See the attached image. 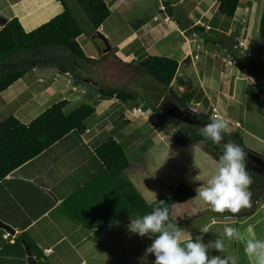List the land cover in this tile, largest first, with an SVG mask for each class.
<instances>
[{"label": "crops", "instance_id": "1", "mask_svg": "<svg viewBox=\"0 0 264 264\" xmlns=\"http://www.w3.org/2000/svg\"><path fill=\"white\" fill-rule=\"evenodd\" d=\"M104 1L110 12L94 30H98L105 37L113 53L122 60L147 53L175 58L178 62L177 70L180 71V73L176 71V76L185 81L189 80L191 82L189 88L200 87L203 96H207L209 105L211 103L216 105L212 107L216 116L232 119L230 106L226 105L224 97L220 95L218 97L214 91L225 88L228 98L233 96L234 84L228 80L229 74H235V78L240 79L244 75L251 78L253 82L247 87L259 84L260 67L259 70L252 72V75L245 69H238L233 62H227L229 58L227 53L232 58L234 55L238 57L239 54L248 53L245 44L247 36L243 25L246 9L236 6L233 15L229 17L236 20L235 24L240 25V30L235 31L228 23L225 29L220 26L225 30L222 32L224 38L216 41L214 38L218 35L210 37L208 34L210 30H207L218 26V19L222 17L216 11L215 0L206 3L197 0L186 12L183 11L186 6L180 4L185 0H173L174 7L171 9L173 16L166 17L163 12V0H151L148 7L146 1L150 0ZM136 2L137 5L139 3L141 5L135 17L130 20L124 14ZM198 2L203 5L198 6ZM238 2L239 0L237 5ZM177 4H180L183 10L180 7L176 9ZM59 9L61 6L54 7L53 0H0V14L5 18L16 17L25 30L45 21ZM142 16L146 18L141 23L132 25L136 18ZM181 16H184V21L181 20ZM80 17L83 18V15ZM195 20L198 21L194 22ZM193 24L205 28H198V34H193L190 29ZM83 35L84 29L77 36V41L82 39ZM228 39L231 44H228ZM130 42H134L137 47H127ZM136 49L139 51L135 52ZM260 52L264 51L258 49L254 55L258 57ZM258 61L264 65V59L259 58ZM200 64L201 67L202 65L205 67L199 69ZM209 72H217L215 88L209 86V83L214 81ZM189 73L196 76L197 83H193L192 78L191 81ZM21 77L0 92V106L3 103L2 95L6 91L10 90L9 94L11 92L14 94L17 87L20 91L23 90L21 87L23 83L16 85ZM37 77L41 78L39 75ZM26 82L24 81L25 84ZM172 82L179 89L183 88L182 91L186 88V85L178 84L176 79ZM244 90L246 92L245 88ZM56 98L58 99L59 95ZM52 101L38 103L42 106L46 102L38 112ZM192 101L197 107L200 106V98ZM38 112L19 119L27 121ZM95 125L87 126L79 133L67 132L0 179V220L13 227L12 232L0 227V264H27L21 237L29 243L38 264H153L154 255L149 253L145 256V249L151 244L152 238L141 237L128 230L130 217H137L128 199L129 196L127 197L128 194L121 190L117 184L118 180L115 181L107 174L105 167L93 153V147L106 138L100 129L101 125L98 123ZM241 146L243 147L242 144ZM243 148L256 155L254 151ZM137 177H141L138 172L130 171L125 174L130 183L128 188L131 186L137 190V196H141L142 193L148 194L150 184L145 179L141 181ZM114 186L121 192V196L103 194L104 189ZM184 202L172 201L167 207L170 219L173 222L177 221L178 226L183 229L185 238L195 239L204 235L200 229L208 227L211 229L207 233L208 238H220L224 241V251L219 253L214 250L210 255H235L238 257V264H249L243 252V244L229 240L224 235V227L240 228L245 238L254 236L264 239V215L260 213L259 207L254 206L253 210L243 217L216 216L209 211L200 226H189L180 223L190 214L185 210L187 206L180 207ZM4 232H8L6 237L3 236Z\"/></svg>", "mask_w": 264, "mask_h": 264}, {"label": "trees", "instance_id": "2", "mask_svg": "<svg viewBox=\"0 0 264 264\" xmlns=\"http://www.w3.org/2000/svg\"><path fill=\"white\" fill-rule=\"evenodd\" d=\"M216 11L223 16L230 17L235 11L237 0H215ZM61 10L36 26L25 30L16 17L6 18L0 25V92L11 82L24 75L34 66H56L63 72L73 75L75 79H86L95 86L98 95L104 98H114L119 102L137 105L146 100V93L141 94V87L137 82H143L147 78L154 82L156 87L150 91L156 94V100H160L166 92L175 99L174 103H165L167 113L160 112L157 101L146 104L154 111L158 121L162 124L173 123L176 130L182 123L196 125L198 130L209 120L182 109L190 100L200 98L202 90L199 87H190L191 82L176 76L178 62L175 58L161 54H142L128 61L121 60L110 48L101 51L97 57L84 54L77 41V36L83 31L79 18L67 6L65 0H59ZM86 21L95 29L108 16L110 10L104 0H75ZM173 0H163L164 16L172 15ZM146 17L136 18L133 24L141 23ZM198 28L202 25L193 24L190 29L193 34H198ZM207 29V27H206ZM258 32L264 35V9L260 11L257 24ZM207 30H211V27ZM233 49V48H232ZM54 50V51H53ZM19 55L16 59L4 62L5 59ZM49 55L50 59H39L41 55ZM51 56L58 60L52 61ZM66 61H63V58ZM185 58V57H184ZM236 66L240 70H247L252 74L251 66L246 67L240 59L234 55ZM66 62L67 64H65ZM80 72V73H79ZM127 77H124L125 75ZM134 75H137L134 77ZM253 75V74H252ZM139 79V80H138ZM176 79L178 84L186 85L179 93L171 87V80ZM144 85V84H143ZM141 84V86H143ZM145 87V85L143 86ZM254 88H246L248 97L257 104L264 106L260 101L259 93ZM147 89V88H146ZM68 100L65 97L53 100L40 112L27 121H22L13 114H9L0 120V179L9 171L23 162L34 157L69 131L79 133L88 125L87 123L95 114L94 106L88 102L80 101L67 107ZM76 103V102H75ZM172 115V117H171ZM128 121L127 118L124 119ZM201 140L210 155L218 161L223 152V142L213 144L205 139L199 131L185 137H179V142H195ZM229 139L225 136V141ZM248 161L255 164V171L249 174L252 183L248 191L251 192L250 207L242 208L239 213L229 212L210 213L216 216L234 215L243 217L248 215L254 207L258 197L264 199V160L245 151ZM93 153L105 167L109 176L115 178L128 165L122 140H117L111 135L93 147ZM116 179V178H115ZM127 178L118 180V185L125 192L136 216H142L151 210L153 201H164L166 206L172 201L184 202L193 196V190L189 186L178 183L169 195H159L157 198L143 202L142 197L137 196V190L129 186Z\"/></svg>", "mask_w": 264, "mask_h": 264}, {"label": "rangeland", "instance_id": "3", "mask_svg": "<svg viewBox=\"0 0 264 264\" xmlns=\"http://www.w3.org/2000/svg\"><path fill=\"white\" fill-rule=\"evenodd\" d=\"M65 1L71 11L77 16V18H79L82 28L84 29L83 38L78 40L83 52L86 55L93 54V56H98L97 53L101 52L102 48L105 47V37L100 32L96 33V30H94L85 20V16L80 11L75 0ZM196 1L197 0H185L183 4L182 2L180 4L183 7L186 6V8L183 10L180 4H177L176 9L180 7L184 12H186ZM199 1L206 3L210 0ZM146 2L148 7L151 4V0ZM197 4L198 6L203 5L201 2H198ZM140 5L141 3L137 5L136 2L134 6L130 7L125 12L124 16L128 17L130 20L133 19L140 8ZM53 6H61L59 0H53ZM213 6L209 9L212 10ZM236 6L246 9V19L243 25L245 26L244 31L247 36L245 44L248 49L247 55L239 54L238 58L244 66H251L253 72H255L256 69L259 70L258 67L261 68L258 72L260 75V82L257 85L254 84L255 86L253 87H256L254 89L258 91L259 97L261 98L260 101L262 102L264 101V65H262L263 63H260L258 59H264V52L259 53V58L257 55H254V52L258 49H262L264 51V35L260 34L257 29L260 11L264 9V0H239L238 5ZM60 10L61 9H59V11ZM129 13L131 16H129ZM81 15H83V18L80 17ZM180 18L182 21L185 19L184 16H181ZM220 18L221 19H218L217 22L219 25L213 26L212 30L208 31L210 37L214 38V36L218 35L217 38H214L216 41H218V39L223 40L224 36H222V32H225L223 29H225L227 23L233 29L235 28V31L240 30V25L235 24L236 20L229 19V17L223 15L222 17L220 16ZM197 21L198 20H195L194 22ZM220 26L224 28L221 29ZM236 33L238 34V32ZM228 44H231L230 41ZM127 47L135 48L137 45L134 42H130ZM136 51L139 50L136 49L135 52ZM139 55L140 54H138V56ZM18 56L19 55L14 54V57L5 59L4 62L6 63V61H10L13 58L16 59ZM44 58L50 59V56L48 54H43L39 57V59ZM61 59L66 61L65 57ZM51 60L54 62L58 60V58L56 57V59H54V57L51 56ZM128 60L125 59L123 61ZM64 63L67 64L66 62ZM201 64L199 65V69H203L205 67L203 65L201 67ZM177 73H180L179 69L177 70ZM209 73L214 80L209 83V86L215 88L217 72ZM38 75L41 76L42 79L37 77ZM127 76L128 75L126 74L124 77ZM135 76L137 75H134V77ZM188 76L190 79H193V83H197L196 76L194 74L189 73ZM172 80L170 82L171 87L178 93L182 91L181 89L183 88L179 89L176 84L172 82ZM228 80H231L234 84V93L231 98H228L225 88L222 90L220 88L218 91L214 89V91L217 92L218 97L219 95L224 97L225 103L227 106H230L229 110L232 113V119L224 116V118L229 122V127L232 132L231 135L226 134L225 136L229 139V141H234L238 144H240L241 141L243 147L254 151L257 157L262 159L264 157V106L252 101L244 90V88H248L247 86H249L253 80L251 78L249 79V77L245 75L241 79L235 78V74H229ZM24 81H27L26 84ZM22 83L25 84V87ZM19 84H22V91H20L18 87H15L16 89L14 90V94L12 92L9 94L10 90H8L2 95L3 105L1 104L0 106V120L9 114H13L18 118L29 117L38 112V110L46 104L47 100H57L56 97H58V95L59 98H67L69 101L67 103V107L72 106L73 103L77 104L80 101L92 104L95 109V114L87 125L89 127L96 126L95 123H98L101 125L100 129L104 136L107 137L111 135L112 137L122 140L123 148L128 159V167H125L115 178L117 180H121L122 177H125V174H128L130 171L134 173L138 172L141 177L137 178L141 181L142 179H145L148 184H150V191H148V194H141L143 202H148L151 198L155 199L159 195L171 192L174 186L178 183L191 187L193 190V196L180 206H187L185 210L190 214L187 217L185 216L184 220H181L180 223H184L189 226L201 225L202 221L206 218L207 212L210 211V206L206 205L198 196H196V189L200 185L202 186L203 182L206 181L207 178L214 172L217 160L210 155L201 140L195 142L178 141L179 137L189 136L199 131L196 125H190L184 122L180 125V128L176 130L173 123L162 125L158 121L156 115L153 116V113L150 115L148 114V120L144 119L143 115L149 113L145 110L148 106L146 104V100L149 102H154L153 99L156 100V94H152L150 92L156 87L152 80L149 82L146 78L144 83L137 82V85L141 87V94L146 93L145 90H147L146 95L148 98L146 97V100L134 105L139 106L140 110H136L133 113L130 110L133 105L130 106L129 103L119 102L114 98L101 97L97 94L95 86L91 81L86 79H75L72 74L63 72L54 65L34 66L33 69L31 68L27 70L20 78L19 82L16 83V85ZM141 84H144L145 87H143L144 85L141 86ZM199 89L201 88L199 87ZM49 94L53 97H50L51 95L49 96ZM60 95L62 97H60ZM49 97L51 99H49ZM200 99L201 102L198 107L191 100L188 106L190 108L189 111L210 121L213 117L212 107H216V105L213 103L209 105L207 96L204 97L203 93ZM43 101L46 102H44L42 106H39L38 103H42ZM164 102L166 104L174 103L177 105L175 99L169 94V92H166L156 103L160 112L163 114L167 113ZM20 103L22 104L19 106ZM188 107L186 110H188ZM183 108L184 107H182V109ZM125 118H127L128 121H125ZM246 169L250 173L255 171V164H251V162L248 161V157H246ZM116 188L117 187L114 186V188L110 187L109 189H104L103 194L110 193L112 197L114 195L121 196V192H119ZM260 213L264 215L263 208L260 210ZM202 236L205 243L210 240H215V238H208L207 234ZM212 251H214V249L209 250L210 253Z\"/></svg>", "mask_w": 264, "mask_h": 264}, {"label": "clouds", "instance_id": "4", "mask_svg": "<svg viewBox=\"0 0 264 264\" xmlns=\"http://www.w3.org/2000/svg\"><path fill=\"white\" fill-rule=\"evenodd\" d=\"M188 106L189 104L183 109L186 110ZM145 110L149 112L147 115L153 113L155 116L149 106ZM189 110L188 107L187 111ZM199 134L211 140L213 144L219 145L223 142V152L214 172L196 189V196L216 213L227 211L237 214L242 208L250 207L251 192L248 189L252 180L246 169L247 154L240 144L234 141L224 142L225 135L232 134L227 119L223 116H213L199 128ZM259 198L261 197L255 200L254 206L260 209L264 199ZM150 208L151 210L142 216L130 217L127 227L130 232L141 237L152 238L151 244L145 249V256L149 253L154 255L153 264H238V257L235 255H210V249L219 253L224 251V241L220 238L207 243L203 241L202 235L195 239L185 238L177 221L170 219L169 208L164 201H153ZM210 230L208 227L200 229L203 234ZM224 235L231 241L243 244V252L249 264H264V239L254 236L245 238L240 228L232 226L224 227Z\"/></svg>", "mask_w": 264, "mask_h": 264}, {"label": "water", "instance_id": "5", "mask_svg": "<svg viewBox=\"0 0 264 264\" xmlns=\"http://www.w3.org/2000/svg\"><path fill=\"white\" fill-rule=\"evenodd\" d=\"M5 21H6L5 16L0 14V25H2ZM97 32H99V31L96 30V33ZM104 42H105V47L102 48V51L105 52V51L110 49V45L106 39H104ZM0 227H2L5 230H8L9 232H12V230H13V227L11 225H9L8 223H5L1 220H0ZM20 241H21V244L23 246V249H24V252L26 255V263L27 264H38L33 253H32V250H31L29 243L25 239H23L22 237L20 238Z\"/></svg>", "mask_w": 264, "mask_h": 264}, {"label": "built area", "instance_id": "6", "mask_svg": "<svg viewBox=\"0 0 264 264\" xmlns=\"http://www.w3.org/2000/svg\"><path fill=\"white\" fill-rule=\"evenodd\" d=\"M166 17V16H165ZM164 17V18H165ZM153 18H155V16H153ZM227 55H228V59H227V62L228 63H231V62H233V60H232V56L229 54V53H227ZM131 111H132V113L134 112V111H136V110H140V108L138 107V106H135V107H132L131 109H130ZM212 116H216V113H215V110H213L212 109ZM143 117H144V119H147L148 118V115L147 114H144L143 115ZM263 208V213H264V203H263V205H261V207H260V210ZM7 235V232H4L3 233V236L5 237Z\"/></svg>", "mask_w": 264, "mask_h": 264}, {"label": "flooded vegetation", "instance_id": "7", "mask_svg": "<svg viewBox=\"0 0 264 264\" xmlns=\"http://www.w3.org/2000/svg\"><path fill=\"white\" fill-rule=\"evenodd\" d=\"M165 109L167 110V108L165 107ZM168 111V110H167Z\"/></svg>", "mask_w": 264, "mask_h": 264}]
</instances>
